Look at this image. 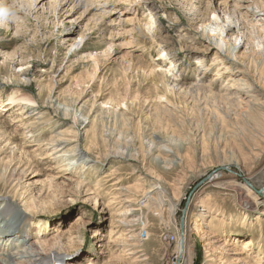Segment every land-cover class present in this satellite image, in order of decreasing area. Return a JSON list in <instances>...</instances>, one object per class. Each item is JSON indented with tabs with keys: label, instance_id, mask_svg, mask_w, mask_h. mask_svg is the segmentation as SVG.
<instances>
[{
	"label": "rangeland",
	"instance_id": "rangeland-1",
	"mask_svg": "<svg viewBox=\"0 0 264 264\" xmlns=\"http://www.w3.org/2000/svg\"><path fill=\"white\" fill-rule=\"evenodd\" d=\"M21 3L6 0L17 18L0 24V207L13 195L23 208L29 200L35 204L37 219L25 231L29 240L48 247L63 243L69 264H138L124 243L142 229L149 261L139 264H163L165 257L174 264H264L257 256L264 250V215L245 213V182L238 180L234 190L225 183L238 168L257 173L264 167V52L257 50L264 0H39L32 8ZM245 7L253 10L244 20L259 31L254 36L241 23L222 37L232 50L237 32L243 35L236 57L218 54L210 40L219 39L211 34L213 15L222 23L225 12L237 8L242 14ZM80 37L82 45L72 49ZM19 75L21 89L4 84ZM236 77L247 81L260 106L232 100L235 92L247 93L231 81ZM13 96L34 105H10ZM49 97L68 106L82 100L83 115L102 107L107 114L81 127L52 102L45 105ZM30 109L33 114H26ZM63 139L68 144L57 152L52 141ZM161 146L173 154L165 157ZM75 147L88 164L57 158L71 156ZM52 150L58 154L49 156ZM211 175L220 179L215 190L206 189ZM197 196L209 206L208 216L200 234L189 224L182 259L179 235ZM202 208H193L191 224ZM129 209L136 211L127 214ZM129 215L140 219L136 233L121 222ZM244 220L248 226L241 228ZM248 240L254 245L244 250Z\"/></svg>",
	"mask_w": 264,
	"mask_h": 264
},
{
	"label": "bare ground",
	"instance_id": "bare-ground-1",
	"mask_svg": "<svg viewBox=\"0 0 264 264\" xmlns=\"http://www.w3.org/2000/svg\"><path fill=\"white\" fill-rule=\"evenodd\" d=\"M3 1L4 2H3V5H2L1 8H3V7L6 6L4 4L6 2V0H3ZM18 1H20V0H18ZM38 1L39 0H22L21 6H24V8L26 6L32 8L36 3H38ZM236 7H239V6H236ZM241 7L242 6H240V8ZM236 9L237 8H234V10H232V12L230 10V13H228L229 11L228 12H225L226 14H225V17L224 18H226V22H224L225 21L224 20V21H222V23H220L219 22L221 20L220 17L218 15H213V17H212L213 18L212 19L213 20V24L210 25L211 26V34L213 33L214 35H217L219 37V39L218 38H215L214 36L213 37L212 36L210 37V40L212 41L211 43L214 46V49L220 55H223L225 53L226 57H234V58L236 57L235 56V50H237L238 49V46L241 45L242 42H243V39H244L243 38V35H240V31L237 32V35L235 36V45H234V48L232 50L229 49L230 48L229 45L227 46V43L222 38L223 35L226 32H229V31H231V30H233V29H235L237 27H240L241 26V23H246L248 25L249 30L250 29L252 30V34L254 36H256V34H257L256 31H259L256 28V25H254L253 23H249L250 21L247 22L246 20H244L246 18V16H247L248 12L251 11V9L253 10L252 7L251 8L250 7H248V8L245 7L244 9H246L247 11L246 12H243L242 14L238 13L236 11ZM18 12H20V10H18ZM244 16H245V18H244ZM255 20L260 25V23H259L260 21L259 20H261V18H259V16L258 17L256 16ZM259 25H257V26H259ZM260 26H261L260 32H262V33H261V36L259 37L260 40L257 43V50L258 51H261V52H264V26L263 25H260ZM238 42L240 43L239 45H238ZM82 43H83V37H80V42L79 43H74L72 49H74V48H78L79 49V46L82 45ZM157 61L163 62L162 59H159ZM216 64H222L223 65L222 69H227V67L220 60V58H217ZM156 69H157L156 72L159 73V72H163L162 69H164V68L161 67V66H157ZM246 72H248V70ZM24 73H25V70H24ZM164 73H167V72L164 71ZM224 73L225 74L229 73L228 72V69ZM240 73L243 74L244 72L243 73L240 72ZM21 76L22 75L13 76L11 78V81L5 82L4 84H8L9 86H15V87L21 89L25 85V82H23V79L24 78H22ZM243 79L244 78H239V77L238 78L236 77V78H232L231 79V81L233 83H235L236 85L243 86V88L247 92L246 94L245 93H242L241 94L239 92L233 93L232 100H236L238 98V100H240L239 103H241V104L244 103L246 106H249V108L256 107V105L258 104V103H256V99H257L258 96L254 92H249L250 91L249 90L250 89L249 84L247 83V81H244ZM235 84H233L232 87H234ZM197 87H198V89L200 87L204 88L202 85H196V88ZM251 88H253V87H251ZM242 92H244V91H242ZM228 95L230 96V94H227V97H229ZM233 98H235V99H233ZM41 99H43V97ZM59 100H58L57 97L56 98L55 97H51V99L49 97V99L46 98V102L44 104L46 105V104L52 102L51 106H53V104H54V107L56 109V112H58L59 114H63L65 117H67V116L71 117L72 119L75 120V123L77 125L79 124L81 127L87 125V122H88V120H89L90 117L94 116L96 118V116H98L99 113L101 115H103V114L106 115L107 114V111L105 112L106 109L104 110V109H102L104 107H102L98 111L97 110L96 111L94 110V112H92L93 109H91L89 112L87 111L88 114L83 115V113L86 111L87 106H86L85 103L82 104V100L79 99L77 101L74 100V102L72 101L73 102L71 104L72 106H68L66 104H60V103H58ZM230 100H231V98H230ZM236 102H238V101H236ZM17 103H21L23 105H27L28 107H31V108L34 105V102H32L28 97H25V96H23L20 99L19 98L17 99V96H13V97L10 98V100H9V104L10 105L17 104ZM258 105L260 106L261 104L259 103ZM28 107H24V108L27 109ZM94 107H95V105H94ZM30 112H34V111H32L31 109H30V111L27 110L26 114L29 113L30 115H32L33 113L31 114ZM117 116H118V114H117ZM107 117H109V116H107ZM117 119H119V117ZM16 121H18V120H16ZM154 135H158V134L155 133ZM161 139H160V143L162 144L164 142L163 141L164 139L163 140H161ZM52 143H53L52 144L53 147L57 145V148L55 150H57L58 148L64 149L62 147L63 146L65 147L68 144V142L65 141L64 139L63 140H53ZM160 143H159V146H160ZM162 146H163V144H162ZM162 146L160 148H163L164 147V146L163 147ZM164 149H166V148H163V150L161 149L163 151V153H161V154L166 155L165 157L171 156L173 154V152L170 151L171 149L170 150H168L169 148L166 149V150H164ZM58 151H61V150H57V152ZM54 152L55 151L52 150V153H54ZM52 153H50L49 156H51V155H54L55 156V155L58 154L56 152H55L56 154L55 153L52 154ZM69 153H71V156H68L67 154H62V155L60 154V156L58 155L57 158L58 159H66L67 160L68 158L72 157V158H74L72 160V163L73 164H71V163L70 164L73 165V166L75 164H77L79 161H83L82 164H85V165L88 164V162H87L88 158H87L86 154L83 153V152L80 153V149H78V147H75ZM259 160H260V158H259ZM62 162H64V161H62ZM232 164L236 165L237 167L239 166L237 163H232ZM253 166H255V165H253ZM223 167H225V166H223ZM226 168L228 169L229 167H226ZM66 170H68V169H66ZM16 171H17V169H15V170H13V172H11L12 177H14ZM95 171H97V169H95ZM254 171L253 172L252 171L243 172L242 170H240L238 168V171L237 170L236 171H233V173H232L233 176H231L230 182H225L226 183V186H227V187L226 186L225 187L228 190L229 189H233L234 190L235 184L237 183L238 180H241V181L245 182V184H246V186H244L245 188L244 189H240V190H242L246 194V197L244 199V205H245L244 206L245 207L244 211L247 214V216L249 215V213L258 212V211L261 212L260 213L261 215H264V212H263L264 210H262V207H264V167L260 171H258L257 173H254ZM23 173H24V171H21L20 174H23ZM217 176L218 175H215V176L211 175L208 178L207 182L205 183L206 184V189H208V190L209 189H214L215 190L218 187V185H219L218 182L220 181V179L217 178ZM250 187L253 188V189H255L256 191L252 190ZM151 190H153V189H151ZM153 194H155V193H153ZM161 195H159V196H161ZM9 198L11 199V201H9V199H2L3 205H1L2 208L0 207V264H69L68 258L65 256V254L63 252V248H64V244L63 243L58 242V244H56L57 242L55 241V244L56 245L51 246L52 248L49 246L50 247L49 248L48 245L45 242L41 241V240H37V241H34V242L33 241L31 242L29 240L30 237L27 236L26 232L29 231V229L34 224L32 222H34V219H35V216H36V213H35V211H36L35 208L36 207L34 206L35 204H32L31 202H29L30 200L27 201L28 199L26 200V198H25V201H27V202L24 203L26 205L23 208L19 204H17L18 202H16V201H17L18 197L16 198V195H13V197H9ZM127 201H129V200H127ZM127 201L125 202V200H124V203H128ZM23 202H24V199H23ZM199 204H201L202 207H204V208H202L203 209V212H201L197 216V218H198L197 219V222L191 224V222H189L190 221L189 220V217L193 213V210H194L193 208L195 206L199 205ZM208 207L209 206H207L205 204L204 200L201 197L197 196L194 199L191 198V200L189 202V205H188V211H187L186 219L184 221L183 228H182V230L180 229L181 230L180 231V235H179L180 241H179L178 247H177V250H178L179 254L181 255V258L182 259L184 258V256L187 255V252H188L187 240H188V237H189V228H188L189 227V224L194 227L193 228V231H195L194 233L200 234L201 231H200L199 226H200L201 222L204 221L203 219H205L208 216L207 215V212H208L207 210L209 209ZM191 208H192V211L190 210ZM135 211H132L131 209H129L127 211V214H130V212H135ZM137 213H138V211H137ZM246 214H245V216H246ZM27 216L30 217V218H32V219L31 220L28 219L27 221L24 222V219ZM130 217H132V215H129L127 218L122 219L121 222L123 223V225L126 226V228H132L133 231H134V228H136L137 226H138L137 228H139L140 224L138 225V223L140 222V219L139 220L138 219L137 220L136 219L135 220L134 219H130L129 220ZM27 222H29V226L28 227H26V223ZM122 223H120V225ZM36 226H37L36 229H41V227H39L40 225H36ZM246 226H248L247 221L246 220L242 221L240 227L243 228V227H246ZM21 227H22V229H20ZM137 228L135 230L136 232H137ZM127 231H129V230H127ZM130 232H132V231H130ZM143 233H144V231L142 229L139 230V234L137 233V235H134L133 233H130V234H132L131 235V239L132 240L130 239V241H131L130 244L128 243V246H127L126 242L124 243L127 248H131L129 250L130 251L129 256L134 257L136 259V261L138 262V264L139 263H145V262H148L149 261L146 252L144 250H142L143 244H142L141 241H143V240H142L141 237H143ZM57 238H59V237H57ZM206 239L207 238H204V240H206ZM259 239H262V238H259ZM136 241H138V242H136ZM260 241H262V240H260ZM245 243L246 244H244L245 246L243 248L244 250L245 249L249 250V248L254 245V243L252 242V240L251 241L248 240ZM262 249L257 254V256L259 258V261H261V260L264 259V250H262ZM209 257L210 256H207V259ZM163 264H174V261L170 257H165L163 259Z\"/></svg>",
	"mask_w": 264,
	"mask_h": 264
},
{
	"label": "clouds",
	"instance_id": "clouds-1",
	"mask_svg": "<svg viewBox=\"0 0 264 264\" xmlns=\"http://www.w3.org/2000/svg\"><path fill=\"white\" fill-rule=\"evenodd\" d=\"M17 18L16 11L11 6L0 8V24L14 21Z\"/></svg>",
	"mask_w": 264,
	"mask_h": 264
},
{
	"label": "water",
	"instance_id": "water-1",
	"mask_svg": "<svg viewBox=\"0 0 264 264\" xmlns=\"http://www.w3.org/2000/svg\"><path fill=\"white\" fill-rule=\"evenodd\" d=\"M182 228H183V225H182Z\"/></svg>",
	"mask_w": 264,
	"mask_h": 264
}]
</instances>
